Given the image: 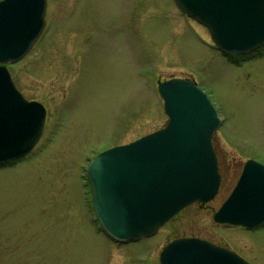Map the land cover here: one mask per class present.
<instances>
[{
  "label": "rangeland",
  "instance_id": "obj_1",
  "mask_svg": "<svg viewBox=\"0 0 264 264\" xmlns=\"http://www.w3.org/2000/svg\"><path fill=\"white\" fill-rule=\"evenodd\" d=\"M46 1L39 38L7 65L46 119L32 152L0 166V264H158L168 242L192 235L264 264V227L219 225L196 205L151 238L115 242L94 220L85 176L97 153L166 125L158 82L193 79L222 120L213 146L231 182L216 207L247 159L264 163V48L224 57L173 0Z\"/></svg>",
  "mask_w": 264,
  "mask_h": 264
},
{
  "label": "water",
  "instance_id": "obj_2",
  "mask_svg": "<svg viewBox=\"0 0 264 264\" xmlns=\"http://www.w3.org/2000/svg\"><path fill=\"white\" fill-rule=\"evenodd\" d=\"M178 9L205 26L216 48L244 55L264 45V0H174ZM46 0L0 1V165L28 154L44 126L45 108L16 91L5 64L32 48L45 25ZM166 126L90 161L87 179L103 231L116 242L135 241L158 229L188 204L207 202L220 176L212 149L220 117L194 81L158 85ZM215 222L252 229L264 223V165L245 163ZM159 264H248L226 249L194 238L164 247Z\"/></svg>",
  "mask_w": 264,
  "mask_h": 264
},
{
  "label": "flooded vegetation",
  "instance_id": "obj_3",
  "mask_svg": "<svg viewBox=\"0 0 264 264\" xmlns=\"http://www.w3.org/2000/svg\"><path fill=\"white\" fill-rule=\"evenodd\" d=\"M15 85V87H17L16 86V84H14ZM18 89V88H17ZM214 151H215V155H216V158H217V161H218V169H219V173H220V177H221V184H220V188H221V185H222V181H223V179L225 178V181H226V183H227V187H230V182H231V179L227 182V178H226V173H221V171H220V164H219V160H218V156H217V152H216V150L214 149ZM242 169H243V164L241 165V167H240V170H239V173H238V175H237V177H236V180H234V183H233V185L235 184V182L237 181V179H238V177L240 176V174H241V172H242ZM227 170H228V167L227 168H225V172H227ZM225 175V176H224ZM233 185H232V187H233ZM220 190V189H219ZM231 191V189L226 193V195H225V197L220 201V203L219 204H217L216 205V207H214V201H215V199H216V197L218 196V194H219V192H218V194L215 196V198L213 199V200H211L210 202H208V203H200V202H195V203H193V204H191V205H196L199 209H203V208H208V209H210L211 211H215V210H217L219 207H220V205L224 202V200L226 199V197L228 196V194H229V192ZM262 227H264V224L263 225H261V226H259V227H257V228H255L254 230H252V231H255V230H258V229H260V228H262ZM192 237H197V238H200V239H204V240H207V241H209V242H211V243H214V242H212V240L211 239H209V238H206V237H198V235H192ZM247 260V259H246ZM249 261V260H248ZM250 263H252L251 261H249ZM253 264V263H252Z\"/></svg>",
  "mask_w": 264,
  "mask_h": 264
}]
</instances>
